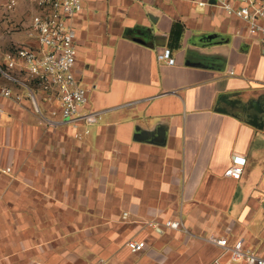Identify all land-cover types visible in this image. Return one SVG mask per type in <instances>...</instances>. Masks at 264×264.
<instances>
[{
	"label": "crops",
	"instance_id": "0c3cea01",
	"mask_svg": "<svg viewBox=\"0 0 264 264\" xmlns=\"http://www.w3.org/2000/svg\"><path fill=\"white\" fill-rule=\"evenodd\" d=\"M200 2L84 0L75 71L90 88L86 111L100 115L88 133L51 124L57 102L42 116L0 73V220L18 237L0 244L10 253L0 264H249L212 236L264 255V44ZM28 9L19 0L9 13L24 32L0 39V63L19 77L7 53L38 46ZM235 155L246 158L239 179L225 174Z\"/></svg>",
	"mask_w": 264,
	"mask_h": 264
},
{
	"label": "built area",
	"instance_id": "2783aa9c",
	"mask_svg": "<svg viewBox=\"0 0 264 264\" xmlns=\"http://www.w3.org/2000/svg\"><path fill=\"white\" fill-rule=\"evenodd\" d=\"M25 1L30 13L28 34L31 39L37 40L38 46H19L7 53V59L19 62L26 77L13 74L1 63L0 73L26 91L36 111L42 116L44 103L57 102V106L50 109V116L47 117L51 124L65 122L71 123L74 128L84 126L88 133L90 127L99 121L100 115L95 111H86L90 88L82 83L75 71L77 30L74 20L83 11L84 0ZM209 2L210 0H206L199 4ZM216 4L229 17L243 21L248 35L264 44V0H216ZM5 5L9 10H16L18 0H7ZM159 59L168 64L176 62L168 53L160 54ZM1 93L19 101L23 98L22 94L14 93L10 87H3ZM245 164V157L235 155L225 174L239 179ZM165 224L171 228L182 227L180 220H168ZM150 225L156 226L153 223ZM210 240L228 252L233 260L264 264V255L246 247L244 239L233 244L226 237L212 236ZM127 245L132 252H139L145 249L146 242L130 239Z\"/></svg>",
	"mask_w": 264,
	"mask_h": 264
},
{
	"label": "rangeland",
	"instance_id": "374dc122",
	"mask_svg": "<svg viewBox=\"0 0 264 264\" xmlns=\"http://www.w3.org/2000/svg\"><path fill=\"white\" fill-rule=\"evenodd\" d=\"M19 1V0H18ZM7 2V0H0V39H8V36L12 35L13 33H22L24 32V30L26 29L25 27H23L22 22H24V19L22 18L21 20L18 21L17 26H13L12 24L9 22V14L12 10L7 9L5 3ZM8 11V12H7ZM27 16H30V13H27ZM22 17V16H21ZM21 21V22H20ZM11 221L8 220H0V230L2 231L1 235H0V244H7V243H13L16 242V239H18V237L16 236H12L9 235V223ZM21 238V242H25V240L27 239V237L22 236ZM2 250V248H1ZM9 252L7 251H0V255L2 258L4 257H8L9 256ZM16 254V253H15Z\"/></svg>",
	"mask_w": 264,
	"mask_h": 264
},
{
	"label": "trees",
	"instance_id": "16d2710c",
	"mask_svg": "<svg viewBox=\"0 0 264 264\" xmlns=\"http://www.w3.org/2000/svg\"><path fill=\"white\" fill-rule=\"evenodd\" d=\"M184 26L182 23L180 22H176L174 24V28L171 34V39H170V45L172 46H177L179 43V40L182 36V32H183Z\"/></svg>",
	"mask_w": 264,
	"mask_h": 264
},
{
	"label": "water",
	"instance_id": "95a60500",
	"mask_svg": "<svg viewBox=\"0 0 264 264\" xmlns=\"http://www.w3.org/2000/svg\"><path fill=\"white\" fill-rule=\"evenodd\" d=\"M210 3L216 4V0H210ZM215 42L217 43L218 41H215ZM211 43L213 42H208V43L200 42L201 45H206V44H211Z\"/></svg>",
	"mask_w": 264,
	"mask_h": 264
}]
</instances>
